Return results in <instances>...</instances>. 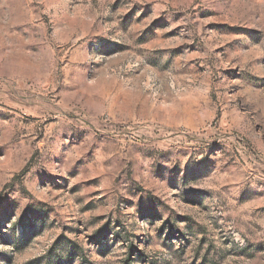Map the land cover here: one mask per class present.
Instances as JSON below:
<instances>
[{
  "label": "rangeland",
  "instance_id": "1",
  "mask_svg": "<svg viewBox=\"0 0 264 264\" xmlns=\"http://www.w3.org/2000/svg\"><path fill=\"white\" fill-rule=\"evenodd\" d=\"M0 264H264V0H0Z\"/></svg>",
  "mask_w": 264,
  "mask_h": 264
}]
</instances>
